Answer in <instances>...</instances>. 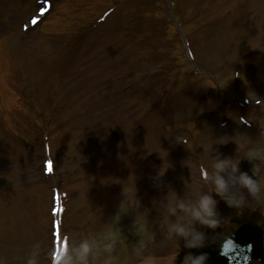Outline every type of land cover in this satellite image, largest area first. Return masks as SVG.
<instances>
[{"label":"rangeland","instance_id":"rangeland-1","mask_svg":"<svg viewBox=\"0 0 264 264\" xmlns=\"http://www.w3.org/2000/svg\"><path fill=\"white\" fill-rule=\"evenodd\" d=\"M223 87L264 106V0H0L2 264L37 242V264H57L83 238L97 264H139L134 250L172 264L184 214L167 205L210 191L217 153L257 164L261 185L239 208L210 193L220 230L264 221V161L243 158L264 149V111L252 123ZM237 112L251 124L222 121Z\"/></svg>","mask_w":264,"mask_h":264},{"label":"clouds","instance_id":"clouds-1","mask_svg":"<svg viewBox=\"0 0 264 264\" xmlns=\"http://www.w3.org/2000/svg\"><path fill=\"white\" fill-rule=\"evenodd\" d=\"M261 134L264 135V130L261 131ZM242 143L247 144L246 137ZM241 146L242 144L238 143V147ZM240 158L236 159L228 156L220 158L219 153H217L211 160V168L214 170L212 175L210 177L208 175L202 176V179L209 184L210 191L198 192L195 199L188 203L183 200H175L174 204L169 203L167 205L169 213H175L177 209H180L184 214L183 222H173L168 224L167 227L169 236L175 234V236L183 239L184 248L191 249L202 246L205 234L197 225L215 228L221 219L216 209L217 201L210 194L211 192L223 199L229 207L234 208L242 207L250 202L246 200L245 193L253 200L260 192L261 185L255 173L257 164L253 163L251 169L253 175L250 176L248 172L239 169ZM243 158L249 161H264V149H249L245 152ZM202 171L206 172V170ZM157 183L159 182L157 181ZM115 244L116 240L113 233H106L102 241L104 253H111L115 248ZM95 247L96 242L89 238L80 239L78 244L71 241L70 245L61 250L60 254L56 256V262L57 264H97L102 254H94L93 249ZM39 248V242L33 245L31 253L25 258V264H37ZM133 257L138 260L139 264H157L153 256L144 255L139 250H134ZM205 260V253L194 255L191 252H185L180 264H205ZM175 262L174 257L172 264H175ZM0 264H2V261H0Z\"/></svg>","mask_w":264,"mask_h":264},{"label":"water","instance_id":"water-1","mask_svg":"<svg viewBox=\"0 0 264 264\" xmlns=\"http://www.w3.org/2000/svg\"><path fill=\"white\" fill-rule=\"evenodd\" d=\"M203 253L206 254L205 264H238L242 259L246 260V257L236 254L239 245H243V253L246 256L261 257V231L257 225L244 224L242 225L230 238L215 242L211 245H206ZM201 247L193 248L192 253L196 254L200 252ZM259 253V254H258Z\"/></svg>","mask_w":264,"mask_h":264}]
</instances>
